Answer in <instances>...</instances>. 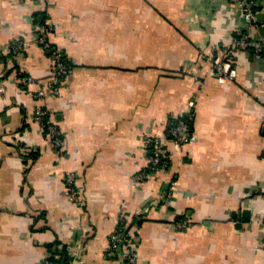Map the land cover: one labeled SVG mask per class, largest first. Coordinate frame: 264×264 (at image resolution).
I'll return each mask as SVG.
<instances>
[{
    "label": "crops",
    "instance_id": "0c3cea01",
    "mask_svg": "<svg viewBox=\"0 0 264 264\" xmlns=\"http://www.w3.org/2000/svg\"><path fill=\"white\" fill-rule=\"evenodd\" d=\"M255 18L248 28L229 0H0V264L55 252L123 264L109 255L119 216L137 224V264H264V58L238 52L224 83L202 59L241 32L264 45V13ZM42 26L69 67L56 97L36 95L53 69L36 41ZM14 74L35 82L23 90ZM38 108L61 132L59 149L33 121ZM186 116L190 142L178 153L170 144L169 168L137 180L143 138Z\"/></svg>",
    "mask_w": 264,
    "mask_h": 264
},
{
    "label": "built area",
    "instance_id": "2783aa9c",
    "mask_svg": "<svg viewBox=\"0 0 264 264\" xmlns=\"http://www.w3.org/2000/svg\"><path fill=\"white\" fill-rule=\"evenodd\" d=\"M229 1L240 9L248 28L255 26V17L258 13H264V0ZM51 31L52 28L48 26H42L35 30L37 43L43 50L51 53L53 63L51 79L45 86L46 90L39 89L36 94L38 97L42 98L46 95V92L50 93L53 97L58 96L61 84L66 80L69 74V67L65 62L63 54L57 48H54L48 41V35ZM23 46V42L16 43L12 47L13 53H19ZM240 51H247L256 59L264 58V45L252 42L248 32H241L231 38L228 46L213 50L211 53L202 56L203 61L209 66L207 74L210 77L216 78L220 83L233 81L236 77L235 58ZM13 77L18 86L23 90L28 89L35 82L31 77L22 74H14ZM4 92L3 81L0 83V95L2 96ZM192 105L193 103L191 102V106ZM33 121L43 130L45 137L53 148L59 149L62 145L63 136L57 126L51 121L49 112L42 108H38L34 112ZM190 139L191 128L189 116L174 121L164 136L144 137L142 143L147 150H149L148 157L146 158L147 167L145 171L137 174V180L143 181L148 179L152 174L168 169L172 155H174V153L169 150V145L172 144L174 152L178 153V151L182 150L184 146L190 142ZM64 179L70 200L76 204H81L77 197L75 174L68 172L65 174ZM174 186L175 181H172L169 192L163 196L165 202L171 200ZM175 225L179 230L186 227L185 223L182 221H176ZM130 226L136 227L137 224H131L128 222L127 218L119 216L118 226L109 238V255L114 256L118 254L123 264H137L138 262V254L132 245V236L129 232ZM49 258L50 253L47 254L42 264H54ZM68 264H73L72 260H69Z\"/></svg>",
    "mask_w": 264,
    "mask_h": 264
},
{
    "label": "trees",
    "instance_id": "16d2710c",
    "mask_svg": "<svg viewBox=\"0 0 264 264\" xmlns=\"http://www.w3.org/2000/svg\"><path fill=\"white\" fill-rule=\"evenodd\" d=\"M66 62V60H65ZM67 64V62H66ZM190 128H191V121H190ZM54 264H68V256L65 255V252H61L60 254L58 253H50V258H49Z\"/></svg>",
    "mask_w": 264,
    "mask_h": 264
}]
</instances>
